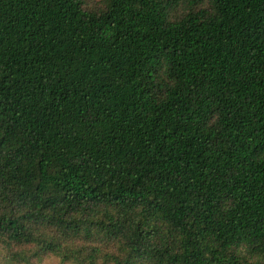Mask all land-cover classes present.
Wrapping results in <instances>:
<instances>
[{
    "label": "trees",
    "instance_id": "16d2710c",
    "mask_svg": "<svg viewBox=\"0 0 264 264\" xmlns=\"http://www.w3.org/2000/svg\"><path fill=\"white\" fill-rule=\"evenodd\" d=\"M0 0V247L59 264H264V0Z\"/></svg>",
    "mask_w": 264,
    "mask_h": 264
},
{
    "label": "rangeland",
    "instance_id": "374dc122",
    "mask_svg": "<svg viewBox=\"0 0 264 264\" xmlns=\"http://www.w3.org/2000/svg\"><path fill=\"white\" fill-rule=\"evenodd\" d=\"M207 5L208 3L206 1L193 3L191 0H179L175 4H172L170 14L171 17L178 18L189 10L205 8ZM85 7L87 9H97L100 7V0H85ZM25 252L28 257L27 261H17L15 259L8 260V258L6 259L5 257L4 249L0 247V264H59V260L53 255L47 254L36 257L31 255V250H25Z\"/></svg>",
    "mask_w": 264,
    "mask_h": 264
}]
</instances>
